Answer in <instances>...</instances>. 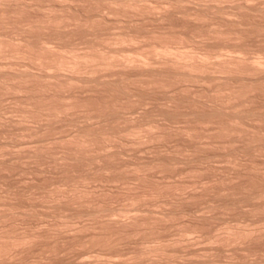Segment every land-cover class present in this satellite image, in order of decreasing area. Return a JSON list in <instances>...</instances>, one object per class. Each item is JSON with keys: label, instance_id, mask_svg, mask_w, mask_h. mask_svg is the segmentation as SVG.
Returning <instances> with one entry per match:
<instances>
[{"label": "bare ground", "instance_id": "obj_1", "mask_svg": "<svg viewBox=\"0 0 264 264\" xmlns=\"http://www.w3.org/2000/svg\"><path fill=\"white\" fill-rule=\"evenodd\" d=\"M219 248L264 264V0H0V264Z\"/></svg>", "mask_w": 264, "mask_h": 264}, {"label": "rangeland", "instance_id": "obj_2", "mask_svg": "<svg viewBox=\"0 0 264 264\" xmlns=\"http://www.w3.org/2000/svg\"><path fill=\"white\" fill-rule=\"evenodd\" d=\"M6 103L9 104V102H6ZM22 141H23V140H22ZM22 141H21V143H22ZM26 141H27V140H26ZM26 141H25V142H26ZM23 142H24V141H23ZM21 143H19V144L22 145V146L25 144V143H22V144H21ZM20 145H18L17 147H20ZM22 146H21V148H15V147H14V148L16 149L15 152H17V149H22ZM27 146H28V143H27L26 147H27ZM23 148H24V146H23ZM24 149H25V148H24ZM12 150L14 151V149H11V151H12ZM13 151H12V152H13ZM18 151H19V150H18ZM141 153H142V152H141ZM141 153L139 152L137 156H138L139 158H142V157H143V159H145V157L143 156V154H144V155H145V153H147V154L149 153V154H150L151 152H147V151H146V152H143L142 154H141ZM139 154H140V155H139ZM141 155H142V156H141ZM150 155H151V154H150ZM150 155H147L146 158H149ZM151 156H152V155H151ZM151 156H150V157H151ZM8 157H10V156H8ZM123 158H124V157H123ZM125 158H126V160H127L128 156L125 157ZM124 160H125V159H124ZM216 161H217V162H216ZM216 161H213V162H212L214 166L216 165L215 167H217V168H219V169H223L224 167H226V165H225V166L223 165V164H225L223 161H220V160H217V159H216ZM222 162H223V163H222ZM214 163H215V164H214ZM222 172H223V174L225 173L224 171H222ZM217 173H218V174H217ZM220 173H221V171H220ZM223 174H220V175H223ZM212 175H216V176H218V175H219V172H214V174L211 173V175H209V177L212 176ZM220 175H219V176H220ZM17 178H18V179H17ZM21 178H23V179L26 180V181L23 180V182H27V180L31 181V178H32V177H31V178L29 177V179H28V177H23V176H22V177H20V176H16V178L14 177L15 181H21V180H20ZM26 178H27V179H26ZM175 179H177V178H175ZM29 181H28V182H29ZM191 189H192V188H191ZM197 189H198V188H197ZM189 190H190V189H189ZM189 190H188V191H189ZM198 190H199V189H198ZM243 209H244V210L238 212V213H240L242 216H243V214H244L246 208H243ZM243 211H244V212H243ZM240 214H239V215H240ZM242 216H241V217H242ZM244 216H246V214H244ZM227 217H228V216H227ZM219 218H220V217H219ZM230 218H232V217H230ZM220 219L222 220V219H224V218L221 217ZM218 221L221 222L220 220H218ZM215 224L217 225V224H219V223L216 222ZM204 245H205V244H204L203 242H196V243H194L193 245H191V246H189L188 248H186L185 250H186V252H190V250H191V251L194 250V251H198V252H200L201 249H202V251H203ZM193 246H194V247H193ZM206 246H207V245H206ZM206 246H205V248H206ZM190 247H191V248H190ZM195 247H196V249H195ZM202 247H203V248H202ZM193 248H194V249H193ZM205 248H204V249H205ZM197 249H198V250H197ZM219 249H220V251H221L220 254L217 255V257L219 256V257H218L219 260L217 259V257H216L215 259H216V262H220V263L223 264L224 260H223V259L220 260V259H221L222 257L225 258L226 256H229V255L231 254V250H232V249H229V248H227V249H226V248H225V249H224V248H222V249L219 248ZM188 250H189V251H188ZM228 250H229V251H228ZM184 252H185V251H184ZM227 253H229V254H227ZM226 254H227V255H226ZM220 255H222V256H220ZM223 255H225V257H224ZM184 257H185V258H183V259H186V256H184ZM59 261H60V260H59ZM218 264H219V263H218Z\"/></svg>", "mask_w": 264, "mask_h": 264}]
</instances>
